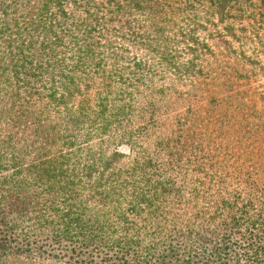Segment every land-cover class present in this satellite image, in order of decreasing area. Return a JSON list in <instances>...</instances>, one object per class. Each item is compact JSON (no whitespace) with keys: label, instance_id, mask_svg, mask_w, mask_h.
<instances>
[{"label":"trees","instance_id":"trees-1","mask_svg":"<svg viewBox=\"0 0 264 264\" xmlns=\"http://www.w3.org/2000/svg\"><path fill=\"white\" fill-rule=\"evenodd\" d=\"M8 258L264 264V0H0Z\"/></svg>","mask_w":264,"mask_h":264},{"label":"rangeland","instance_id":"rangeland-1","mask_svg":"<svg viewBox=\"0 0 264 264\" xmlns=\"http://www.w3.org/2000/svg\"><path fill=\"white\" fill-rule=\"evenodd\" d=\"M120 151L122 153H127V149L122 147L120 148ZM0 264H64V263H59V262H53V261H28V260H25V259H18V260H15L13 258H8V259H3V260H0Z\"/></svg>","mask_w":264,"mask_h":264}]
</instances>
